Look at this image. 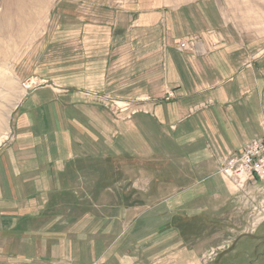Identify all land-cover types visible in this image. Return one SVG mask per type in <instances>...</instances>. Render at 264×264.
I'll list each match as a JSON object with an SVG mask.
<instances>
[{"label":"crops","instance_id":"1","mask_svg":"<svg viewBox=\"0 0 264 264\" xmlns=\"http://www.w3.org/2000/svg\"><path fill=\"white\" fill-rule=\"evenodd\" d=\"M255 8L227 15L213 0H85V11L71 10L68 37L55 36L54 59L22 82L35 85L0 143V264H127L108 206L79 203L69 183L115 131L141 129V117L117 120L95 104L104 97L137 101L153 129L181 140L189 165L176 172L181 183L157 189L166 217L156 230L135 225L132 263L228 264L239 254L231 264H248L252 240L232 222L237 190L217 164L264 135V0ZM192 40V50L180 48Z\"/></svg>","mask_w":264,"mask_h":264},{"label":"rangeland","instance_id":"2","mask_svg":"<svg viewBox=\"0 0 264 264\" xmlns=\"http://www.w3.org/2000/svg\"><path fill=\"white\" fill-rule=\"evenodd\" d=\"M170 1L181 4L191 0ZM213 1L230 15L231 9L236 6L239 13H244L256 9L262 0ZM71 10L73 15L85 11V0H0V143L5 137L11 111L24 94L22 82L40 76L39 72H42L38 68L48 58V61L54 59L55 36L62 34V37H68ZM60 44H56L58 49ZM27 84L35 85L33 82ZM94 102L108 108L117 120L132 121L141 117V129L138 132L127 130L126 135L119 138L115 131L109 144L103 148L95 145L97 150L92 156L80 161L78 173L86 176L71 179L69 183L76 188L74 195L79 203L87 201L108 206L110 238L112 240L117 235L126 237L125 258L127 264H133L137 257L133 253L135 225L147 234L151 228L156 230L157 225L151 227L152 224L166 217L156 211L157 203L166 197L158 194L157 189L183 181L176 178V172L189 170V165L181 161L185 147L173 132L161 129L164 126L160 125L155 130L147 121L149 116H139L141 113L149 114L136 107L137 101L135 104L133 100L104 97ZM217 165L218 173L223 175L220 172L223 163ZM225 178L237 190L238 215L233 217L232 222L239 226L238 232L244 231L252 240L249 260L245 261L248 264H264V223L259 225L264 222V182L249 180L240 183L239 180ZM222 214L229 218L231 212ZM247 216L248 222L244 220ZM222 227L224 234L229 228ZM225 255L222 254V257L225 258ZM238 259L239 254L225 261L231 264Z\"/></svg>","mask_w":264,"mask_h":264},{"label":"built area","instance_id":"3","mask_svg":"<svg viewBox=\"0 0 264 264\" xmlns=\"http://www.w3.org/2000/svg\"><path fill=\"white\" fill-rule=\"evenodd\" d=\"M196 40L180 44L183 50H192ZM32 84H25V89H29ZM173 97L168 94L165 100L169 101ZM220 172L228 178L239 180L240 183L249 180L264 182V135L260 139L249 142L240 154L231 155L221 166Z\"/></svg>","mask_w":264,"mask_h":264}]
</instances>
